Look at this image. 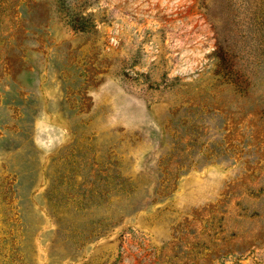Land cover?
Returning a JSON list of instances; mask_svg holds the SVG:
<instances>
[{"label":"rangeland","instance_id":"obj_1","mask_svg":"<svg viewBox=\"0 0 264 264\" xmlns=\"http://www.w3.org/2000/svg\"><path fill=\"white\" fill-rule=\"evenodd\" d=\"M0 264H264V0H0Z\"/></svg>","mask_w":264,"mask_h":264}]
</instances>
